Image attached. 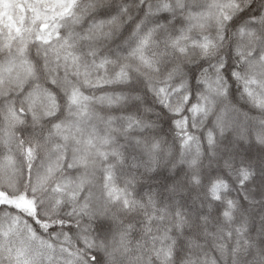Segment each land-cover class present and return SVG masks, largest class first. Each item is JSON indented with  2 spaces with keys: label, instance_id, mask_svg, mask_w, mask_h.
I'll return each instance as SVG.
<instances>
[{
  "label": "snow or ice",
  "instance_id": "6c2138e0",
  "mask_svg": "<svg viewBox=\"0 0 264 264\" xmlns=\"http://www.w3.org/2000/svg\"><path fill=\"white\" fill-rule=\"evenodd\" d=\"M0 264H264V0H0Z\"/></svg>",
  "mask_w": 264,
  "mask_h": 264
}]
</instances>
